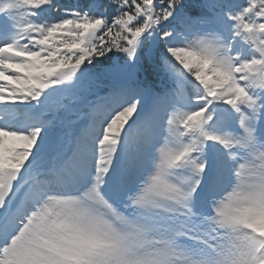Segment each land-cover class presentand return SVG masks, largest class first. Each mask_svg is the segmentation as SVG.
<instances>
[{
	"label": "snow or ice",
	"instance_id": "6c2138e0",
	"mask_svg": "<svg viewBox=\"0 0 264 264\" xmlns=\"http://www.w3.org/2000/svg\"><path fill=\"white\" fill-rule=\"evenodd\" d=\"M11 105L0 264H264V0H0Z\"/></svg>",
	"mask_w": 264,
	"mask_h": 264
},
{
	"label": "trees",
	"instance_id": "16d2710c",
	"mask_svg": "<svg viewBox=\"0 0 264 264\" xmlns=\"http://www.w3.org/2000/svg\"><path fill=\"white\" fill-rule=\"evenodd\" d=\"M86 2L87 0H55V4L61 8H65V7L71 8ZM57 15L58 13H54L49 9L47 10L45 17L51 20V19H55Z\"/></svg>",
	"mask_w": 264,
	"mask_h": 264
},
{
	"label": "rangeland",
	"instance_id": "374dc122",
	"mask_svg": "<svg viewBox=\"0 0 264 264\" xmlns=\"http://www.w3.org/2000/svg\"><path fill=\"white\" fill-rule=\"evenodd\" d=\"M16 106L17 105L0 106V120H4V121L14 120L20 113H22L21 111L17 110L18 108H16Z\"/></svg>",
	"mask_w": 264,
	"mask_h": 264
}]
</instances>
